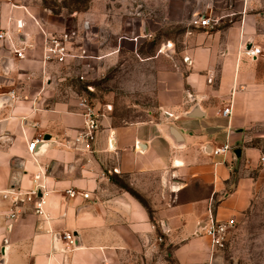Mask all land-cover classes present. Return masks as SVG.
Segmentation results:
<instances>
[{"label": "crops", "instance_id": "obj_1", "mask_svg": "<svg viewBox=\"0 0 264 264\" xmlns=\"http://www.w3.org/2000/svg\"><path fill=\"white\" fill-rule=\"evenodd\" d=\"M19 9L6 5L0 15V32L27 49L21 59L0 40L3 264H224L205 232L209 206L218 220L237 221L234 247L264 199V0H207L197 15L211 11L221 22L194 25L176 50V69L160 71L164 118L114 125L105 111L90 149L75 141L84 125L79 99L57 100L46 30ZM163 47L168 55L176 49L172 40ZM250 47L261 53L248 54ZM226 143L231 150L215 154ZM8 191L21 193L15 220ZM64 233L74 236L69 251Z\"/></svg>", "mask_w": 264, "mask_h": 264}, {"label": "rangeland", "instance_id": "obj_2", "mask_svg": "<svg viewBox=\"0 0 264 264\" xmlns=\"http://www.w3.org/2000/svg\"><path fill=\"white\" fill-rule=\"evenodd\" d=\"M206 1L0 0V15L6 5L20 7L26 14L29 10L47 33H69L71 56L53 61L58 67L53 76L57 100L86 97L103 109L109 104L112 124L127 125L164 118L159 108L160 71L176 69L182 39L197 28L192 19ZM222 7L213 4L210 9ZM205 14L220 17L211 11ZM169 40L176 49L170 55L160 53ZM231 241L222 249L224 264H264V199L234 247Z\"/></svg>", "mask_w": 264, "mask_h": 264}, {"label": "built area", "instance_id": "obj_3", "mask_svg": "<svg viewBox=\"0 0 264 264\" xmlns=\"http://www.w3.org/2000/svg\"><path fill=\"white\" fill-rule=\"evenodd\" d=\"M36 20V19H35ZM220 17H212L207 15H197L192 19V23L199 27L205 28H214L220 23ZM25 22L23 20L17 21V27L22 29ZM44 34V44H43V53L44 60L47 62H64L67 60L71 54L69 53L68 42L71 40V36L69 33H60V34H50L47 32H43ZM0 40L4 43L7 42L9 49L13 51V53L18 58H25L27 56L26 48H15L12 45L11 39L9 37V31L4 30L0 32ZM247 53L256 56L261 53L260 47H250L247 49ZM186 60H189L188 57ZM12 99L16 98L15 92L12 91L9 93ZM78 107L82 110V115L84 116V125L81 131L78 132L77 137L75 138L76 142H82L85 144L87 148H91L92 144L96 140L97 132L100 129L101 118L105 115V111H109L111 109V105H107V109H103L94 105L88 98L80 97L78 101ZM223 115H230L232 112V106L225 107L222 111ZM39 139H34L28 146L31 152L34 151V148L37 143H39ZM231 150V146L226 143L222 147H219L215 150V154H225ZM264 163V156L261 158ZM40 175H36V179H39ZM67 193L74 197L77 194L82 195L84 198H89L88 193H81L75 190L69 189ZM21 193H16L13 191H8L4 193L3 197H10L12 202V210L8 214V218L10 220H15L17 218V210L16 207L18 203L22 201L19 197ZM28 199L31 200L32 196L38 195V187L27 193ZM44 201L40 199L36 204V211L39 214H45L43 209ZM209 218L206 223L205 232L210 237L212 242V247L214 250H222L226 247L227 243L230 241L231 236L234 234V231L237 228V221L235 219L228 220H218L214 214V208L212 205L209 206L208 209ZM11 225L9 226V228ZM62 238L65 240L66 246L63 251H69L74 245V236L71 233H64ZM162 240V238H159ZM6 240L2 247H0V264L4 263V246H6ZM4 249V250H3Z\"/></svg>", "mask_w": 264, "mask_h": 264}, {"label": "water", "instance_id": "obj_4", "mask_svg": "<svg viewBox=\"0 0 264 264\" xmlns=\"http://www.w3.org/2000/svg\"><path fill=\"white\" fill-rule=\"evenodd\" d=\"M189 115L193 116L194 114L191 112V113H189ZM166 128H167L168 132L176 139V141H179L181 139L180 135H179V131L173 125L167 124ZM235 154L237 155V157H240L241 151L238 150L235 152Z\"/></svg>", "mask_w": 264, "mask_h": 264}]
</instances>
